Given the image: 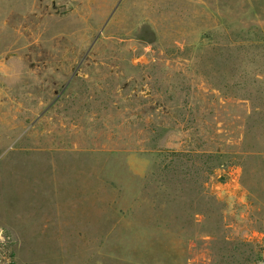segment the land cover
I'll return each instance as SVG.
<instances>
[{"label": "rangeland", "instance_id": "374dc122", "mask_svg": "<svg viewBox=\"0 0 264 264\" xmlns=\"http://www.w3.org/2000/svg\"><path fill=\"white\" fill-rule=\"evenodd\" d=\"M0 229V264H258L264 0H0Z\"/></svg>", "mask_w": 264, "mask_h": 264}, {"label": "built area", "instance_id": "2783aa9c", "mask_svg": "<svg viewBox=\"0 0 264 264\" xmlns=\"http://www.w3.org/2000/svg\"><path fill=\"white\" fill-rule=\"evenodd\" d=\"M4 232L3 229H0V240H3ZM258 264H264V256L262 257L261 261Z\"/></svg>", "mask_w": 264, "mask_h": 264}, {"label": "trees", "instance_id": "16d2710c", "mask_svg": "<svg viewBox=\"0 0 264 264\" xmlns=\"http://www.w3.org/2000/svg\"><path fill=\"white\" fill-rule=\"evenodd\" d=\"M177 155V153H175Z\"/></svg>", "mask_w": 264, "mask_h": 264}]
</instances>
